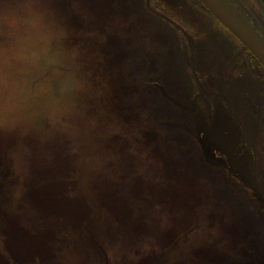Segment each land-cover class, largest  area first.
Masks as SVG:
<instances>
[{
    "label": "rangeland",
    "instance_id": "1",
    "mask_svg": "<svg viewBox=\"0 0 264 264\" xmlns=\"http://www.w3.org/2000/svg\"><path fill=\"white\" fill-rule=\"evenodd\" d=\"M145 1L132 0L125 6H142ZM67 2L71 7L70 13L74 15L73 26L63 21L70 14L61 7L54 8L49 0H0V6H9L8 12L0 9L3 13H0V190L9 193L11 199L5 201L4 193L0 191L3 198L0 202V242L5 245L6 254L0 264H83V260L89 257L87 241L75 239L73 242L69 240L68 244L65 237L58 240V234L64 229L61 222L54 225L41 222L44 216L38 204L31 205L30 191L32 187L33 192L39 193V187L42 188L40 182L45 186L44 180L51 170H59L61 163L54 168L52 164L67 149L63 141L58 143L61 136H74L80 142L83 139L80 135H87L98 148H94L98 153L92 154L89 160L86 151L84 157L77 156L75 162L71 159L68 162L75 168L74 175L79 180L82 177L92 180L97 171L101 170L103 174L104 169H110L111 161L124 156L121 147H113L109 152L102 140L104 135L95 129L99 126L104 133L103 128L113 124V100L109 93L116 79L114 70L124 76V81L128 79L125 85L141 86L162 81L175 89L185 82L191 85L192 79L195 82L207 79L213 92L218 84L226 82L232 86L231 93L236 103L239 105L243 100L236 89L241 79L236 80L234 75L242 66L245 48L197 0L152 2L153 6L159 3L168 10L185 29L191 45L159 20H148V24L142 27L139 24L141 17L134 12L127 14L123 8L121 15L118 9L100 16L88 9L72 7L74 2ZM96 36H101L103 45L107 47L96 50L93 43L87 46L86 37ZM132 36L136 40L129 45L123 42ZM114 45L125 53H135V56L132 60L125 57L122 63L120 59L116 63L110 55V48L118 52ZM105 55L106 61H103L102 56ZM138 92L140 95L146 93L142 88ZM197 93L195 88L192 98ZM192 110L197 138L202 141L206 134L214 138L215 126L206 119L214 113L213 105H210L209 112H203L198 97ZM160 117L157 114L156 121ZM144 118L141 115L137 122L131 124V127L137 126L140 136L147 124ZM149 118L148 124L154 129L152 113ZM206 121L208 133L204 129ZM157 124L160 125L159 122ZM164 133L169 136L168 141L175 142L177 132L174 129ZM153 144L160 150L158 144ZM124 145L125 142L121 146ZM78 147L83 149L86 145ZM70 149L74 150L69 147L68 151ZM54 151L56 161L51 159ZM45 152L50 160L40 175L43 169L38 166L35 171V164L44 160ZM153 162L158 164L152 165ZM144 164L141 178L151 184L157 182L160 191H163V185L167 191L172 188L171 183L174 185L176 176L172 162L150 160ZM48 168H51L49 172L46 171ZM208 187L209 197L215 202V206L208 210L214 218L211 224H216L218 206H223L224 201L232 203L238 213L234 233L224 232L218 238L212 225L209 237L206 235L208 230L201 229V220L204 224L205 217L202 211L191 208L170 211L168 219L157 224L159 237L145 241L150 246L148 252L134 253L129 257L115 254V264H262L264 252L256 253L247 234L260 236L264 245V219L257 217L256 209L247 201L249 197L220 177L217 183L209 182ZM26 197L25 207V204H20V199L24 202ZM256 200L264 209V200ZM74 201L77 206V200ZM17 205L25 208L19 219L14 212L20 210ZM132 213L136 214V209ZM181 217L186 221H181ZM40 223L43 231L49 229L48 234L35 236L32 240L26 230ZM104 225L107 230V222ZM115 243L116 249L122 247L118 239ZM33 246H41V252H36Z\"/></svg>",
    "mask_w": 264,
    "mask_h": 264
},
{
    "label": "trees",
    "instance_id": "2",
    "mask_svg": "<svg viewBox=\"0 0 264 264\" xmlns=\"http://www.w3.org/2000/svg\"><path fill=\"white\" fill-rule=\"evenodd\" d=\"M67 1L74 2L72 7L88 9L100 16L108 15L109 12L118 9H120V15L123 14L124 10L127 14L134 12L135 15L141 17L142 20L139 24L142 27L145 23L148 24V20L152 19V14L145 4L142 6H125L132 0H64L62 3L60 0H49L54 8L61 7L60 9L63 8L70 14L65 18L67 20H63L70 26L74 25L72 20L74 15L70 13L72 11H70L71 7ZM1 6L2 12H8V9ZM2 12L0 13L3 14ZM86 39L88 40L87 46L93 43L96 50L107 47L103 45L104 41L101 36L86 37ZM133 40L136 38L132 36L127 37L126 42H123L129 45ZM114 47L118 52H113L110 48V55L116 63L119 59L122 63L125 57L132 60L135 56L133 52L125 53L116 45ZM133 47L130 48L133 49ZM102 57H104L103 61H106V55ZM129 71L132 72L133 70L129 69ZM114 72L116 79L115 83L110 86L109 93L113 100V124L104 127V133L99 126H95V129L99 134L104 135L102 140L105 141L109 152L113 147H121L125 154L111 161L110 169L108 171L104 169L103 174L99 170L92 180L87 181L83 177L79 180L74 175L75 168L68 162L70 159L75 162L74 158L77 156L84 157L83 153L86 151L89 154V158H87L89 160L92 154L98 153V150L94 149L96 146L94 147L87 135H80L83 138L80 142L74 136H61L58 143L63 141L67 149L65 153L59 155L58 161L55 160L56 151L52 153L51 157L52 160L56 161L52 164V168L61 163L59 170L56 168L53 170L51 168L46 169L48 172L51 170V173L44 180L45 186L43 185L44 182H40L42 188L39 187V193L33 192L32 187L30 191L31 205L38 204L37 207L41 208V215L45 217L42 218L41 222H45L46 225L49 223L54 225L57 222L63 224L64 229L57 236L59 241L64 237L68 244L69 240L73 242L75 239L87 241L90 246V255L83 260V264H115V254L129 257L134 253L148 252L147 248L150 246L145 244V241L152 237H159L156 231L157 224L166 221L170 211L180 212L187 208L202 211L205 217L204 224L201 220V229H207L206 235L209 237L212 225L216 228L218 238L224 232H228L230 235L234 233V229H236L234 224L235 222L238 224L236 221L238 213L232 203L224 201L223 206H218L215 212L216 224H211L214 218L208 210L215 206V202L213 198L209 197L208 184L209 182L217 183L219 176L217 168L205 159L203 149L190 126V117L184 108L188 102L186 93L189 84L185 82L175 89L162 81L159 85L156 84V81H152L150 84L145 83L144 86L131 83L125 85L128 79L124 81V76L122 77L117 69ZM141 88L143 92H146L145 94H139L138 90ZM150 113L153 114L154 129L148 124ZM157 114L161 116L158 121H156ZM141 115L145 117L144 120L147 124H145L140 136L137 126L131 127V124L134 123L133 121L137 122ZM79 123L82 125L81 122ZM84 129L86 128L84 127ZM170 129L177 132L174 143L168 141L170 138L164 133ZM152 137L153 142L151 141ZM124 142L125 145L121 146ZM153 143L158 144L160 150L156 149ZM84 145L86 147L83 149L78 147ZM69 147L74 148V150L68 151ZM107 151L101 153H107ZM43 157L42 162L35 164V171L38 166L40 170L47 166V160L50 159H47L46 152ZM80 159L85 160L84 158ZM150 160L170 161L175 165L176 176L174 185L171 183L172 188L170 190L167 191L166 186L163 185L161 189L164 192L160 191V185L157 182L151 184L141 178L144 173L142 170H145L144 163ZM157 164V162L152 163V165ZM44 171L43 169L40 175ZM61 174L62 178H60ZM191 178L194 181L191 182ZM4 199L11 201L10 194L4 193ZM2 200L3 198L0 196V202ZM20 200V204H25L26 207L27 197L24 198V202L22 199ZM74 200H77V206H75ZM247 201L254 209V202L250 198ZM17 206L20 210L14 212L19 219L20 213H24L25 208L22 209L20 205ZM133 209H136V214L132 213ZM14 212H11L12 217H14ZM255 213L257 217L263 218L257 210ZM8 215L6 214V216ZM181 218V221H186L185 217ZM200 219H202V215H200ZM227 220L228 222H226ZM106 222L107 230L104 228ZM42 223L38 224L37 227L32 225L26 230L32 240L35 236L48 234L49 229L43 231L40 228ZM247 225L249 228L250 224L247 223ZM114 227L117 228L112 230ZM247 238L255 246L256 253L264 252V245L260 236L247 234ZM115 239H118L122 244L120 249L115 248ZM32 248L36 252H41V246H33ZM4 258H6L5 245L0 242V261Z\"/></svg>",
    "mask_w": 264,
    "mask_h": 264
},
{
    "label": "flooded vegetation",
    "instance_id": "3",
    "mask_svg": "<svg viewBox=\"0 0 264 264\" xmlns=\"http://www.w3.org/2000/svg\"><path fill=\"white\" fill-rule=\"evenodd\" d=\"M230 1L264 36V0ZM151 11L154 19L173 27L188 44L185 29L167 9L155 3ZM242 60L234 75L236 80L241 79L236 85L243 99L239 105L229 83L218 84L213 92L207 79L195 83L203 112H209L210 105L215 110L206 118L215 126L214 138L206 134L208 123L204 122L206 137L201 145L210 150L206 155L215 161L220 178L237 183L242 194L264 200L260 196L264 194V66L246 48Z\"/></svg>",
    "mask_w": 264,
    "mask_h": 264
},
{
    "label": "water",
    "instance_id": "4",
    "mask_svg": "<svg viewBox=\"0 0 264 264\" xmlns=\"http://www.w3.org/2000/svg\"><path fill=\"white\" fill-rule=\"evenodd\" d=\"M264 66V37L229 0H199ZM264 196L263 194H261Z\"/></svg>",
    "mask_w": 264,
    "mask_h": 264
},
{
    "label": "clouds",
    "instance_id": "5",
    "mask_svg": "<svg viewBox=\"0 0 264 264\" xmlns=\"http://www.w3.org/2000/svg\"><path fill=\"white\" fill-rule=\"evenodd\" d=\"M8 7H9V6H7V5L5 6L6 9H7Z\"/></svg>",
    "mask_w": 264,
    "mask_h": 264
}]
</instances>
